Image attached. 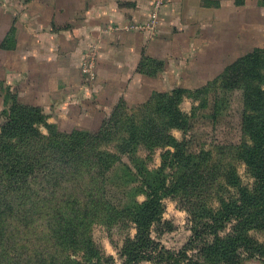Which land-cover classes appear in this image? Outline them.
<instances>
[{"label": "trees", "instance_id": "obj_1", "mask_svg": "<svg viewBox=\"0 0 264 264\" xmlns=\"http://www.w3.org/2000/svg\"><path fill=\"white\" fill-rule=\"evenodd\" d=\"M10 31L2 47L14 46ZM162 64L143 55L137 71L155 75ZM213 82L242 88L244 100L240 144L215 151L191 150L189 139L171 134V128H191L193 113L179 107L183 87L153 93L134 114H125L119 103L96 132L65 133L46 124L47 135L38 128L45 123L43 108L12 96L0 127V264H117L92 231L99 221L124 218L135 234L120 247L119 264H243L251 256L263 258L264 243L249 231L264 227V47L239 56ZM137 144L162 148L160 165L141 180L143 200L113 203L107 175L120 154ZM232 157L246 165L254 179L250 186ZM169 195L192 198V234L179 250L151 235ZM229 223L230 231L222 234ZM188 249L197 251L188 255Z\"/></svg>", "mask_w": 264, "mask_h": 264}, {"label": "rangeland", "instance_id": "obj_2", "mask_svg": "<svg viewBox=\"0 0 264 264\" xmlns=\"http://www.w3.org/2000/svg\"><path fill=\"white\" fill-rule=\"evenodd\" d=\"M32 2L35 0H0V25L2 29L7 28L6 35L11 30L14 47L19 33L14 23L18 21L19 25L25 24L24 17L31 10ZM203 3L206 4L205 1ZM210 6L216 8L214 19L203 32L196 33L195 43H191L189 48L175 59L167 61L158 58L163 62L162 69L155 75L142 73L148 77L147 82L143 83V86L126 89L120 96H115L112 89H106L92 93L87 99L68 107L45 106L46 102H54L50 98L38 99V104H34L37 100L28 95L29 92L26 94L18 90V86L1 79L3 73L0 69V127L5 120L2 111L10 105L12 96L23 103L43 108L45 123L38 124V128L42 134L47 135L46 124L55 125L56 130L65 133L78 130L96 132L119 103H124L121 110L125 114H134L132 111L142 108L153 93L169 92L179 86L187 89L179 107L188 114L193 113L190 119L191 128L186 133L182 129L171 128V134L178 139L183 136L189 139L190 149L195 151L201 148H211L215 151L220 145L229 149L233 144H240L244 136L241 126L244 111L243 90L239 87L225 89L213 81L239 56L254 48L264 47V3L259 0H223L221 4L220 0H214ZM20 38L29 40V34L20 33ZM12 48V42H6V46L3 47L0 45V49ZM171 62L175 68L178 66L177 72L169 71ZM86 78L93 79L92 76ZM22 80L28 81L23 78ZM113 85H121V88H124L125 84L115 81ZM201 88H204L201 93L194 92ZM203 100L204 106H201ZM103 106L105 108H102ZM112 145H109L110 150H114ZM133 149L131 152L120 154L119 161L107 175V195L113 203H125L134 198L143 200L145 195L142 193L141 180L160 165L162 148L151 149L137 144ZM230 160L236 161L237 172L242 182L250 186L254 179L247 172L246 165L234 157ZM169 171L167 168L165 173ZM191 199L180 195L163 198L164 210L161 219L152 225L151 235L166 248L179 250L189 240L192 234L189 213ZM126 219L111 223L99 221L93 226L94 241L106 254L114 256L117 264L120 263L118 257L120 247L127 236L132 237L135 234L134 225ZM230 229L229 223L221 233L229 232ZM249 236L264 243V227L251 229ZM196 251L197 249H188L187 252L191 255ZM250 259L264 260V257L251 256L247 260Z\"/></svg>", "mask_w": 264, "mask_h": 264}, {"label": "crops", "instance_id": "obj_3", "mask_svg": "<svg viewBox=\"0 0 264 264\" xmlns=\"http://www.w3.org/2000/svg\"><path fill=\"white\" fill-rule=\"evenodd\" d=\"M212 1L167 0L159 31L151 35L126 28L128 22L148 16L150 0H35L25 24L14 23L19 32L15 47L0 49L1 79L29 92L37 100L34 104L38 99L54 100L45 106L68 107L106 89L120 96L147 82L148 77L137 71L143 54L170 61L196 42V33L214 19ZM6 32L0 25V40ZM23 32L29 40L20 38ZM177 67L171 62L169 71L177 72ZM115 81L124 83V88L112 86ZM244 264H264V260Z\"/></svg>", "mask_w": 264, "mask_h": 264}, {"label": "built area", "instance_id": "obj_4", "mask_svg": "<svg viewBox=\"0 0 264 264\" xmlns=\"http://www.w3.org/2000/svg\"><path fill=\"white\" fill-rule=\"evenodd\" d=\"M166 1L167 0H150V10L148 16L142 20L128 22L126 28L139 30L151 35L157 34L160 24V12Z\"/></svg>", "mask_w": 264, "mask_h": 264}]
</instances>
